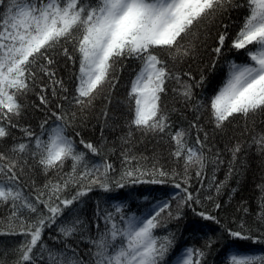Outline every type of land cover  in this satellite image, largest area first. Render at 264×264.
<instances>
[{
    "label": "snow or ice",
    "instance_id": "obj_1",
    "mask_svg": "<svg viewBox=\"0 0 264 264\" xmlns=\"http://www.w3.org/2000/svg\"><path fill=\"white\" fill-rule=\"evenodd\" d=\"M241 7L246 9V15L231 46L240 50L254 45L246 53L252 63L230 62L222 86L210 101L212 121L221 130L225 122L231 123L236 116L247 121L250 116L264 114V0H243V3L238 0H0V141L12 138L11 128H19L27 138L13 143L7 153L0 151V206L11 209L7 222L0 220V235L25 237L15 249L14 264H163L174 245V237L155 234V229L162 226V214L178 219L183 206L202 204L199 195L189 190L190 170L195 169L196 177L203 178L209 162L217 168L224 163L219 152L211 157L205 153L208 134L204 132L201 139L203 128L198 123L199 115L189 121L188 128L172 130L170 115L162 104L169 81L180 85L173 91L187 102L192 99L193 87H199L204 76L195 85L187 83L180 73L170 68V63L177 64L194 55L195 41L200 31L206 29V22L210 24L218 16ZM227 27L223 25L225 31L217 35V46L213 49L217 57L227 39ZM69 43L72 50L66 46ZM58 48L66 61L73 65L78 62L71 92L53 67L57 64ZM73 51L78 55H73ZM130 60L138 62L139 67L128 93L133 116L122 140L129 143L134 131L170 138L175 144L172 155L177 161L183 160L182 173L175 168L169 172L155 167L148 171L138 164L128 167L137 158L125 150L121 153L122 171L119 177H113L112 163L106 159L89 163L87 153L80 151L68 134L76 117L72 109L83 112L106 87L114 89L118 68L122 70ZM183 75L192 79L191 73ZM36 88L40 89V103L46 108L49 88L51 95L58 99V110H51L55 121L46 127L48 120L45 119L39 134L13 123V117L21 116L24 108L20 98ZM202 107L203 104H197L194 111L199 113ZM104 115L107 117L106 111ZM192 130H195L194 142H190ZM79 144L93 155L101 154V147L92 142L81 138ZM252 144L264 155V132L252 136L249 146ZM242 150L243 144L239 142L229 149L232 155L229 173L225 181L215 184L217 195L226 186ZM68 161L72 162L71 171L64 172ZM33 164L45 176L52 172L59 177L48 180L43 188L34 187V198L23 191L20 179ZM145 176L152 179L144 181ZM214 181L213 176L209 188ZM137 182L172 184L178 190L172 194L177 203L175 216L171 203L166 200L142 216L126 213L123 202L114 203L113 210L105 213L98 206L97 219H103L104 228L97 223L96 236L86 235L88 225L74 207L81 197L93 185L110 192ZM260 190L264 193V185ZM66 192L69 194L65 195ZM206 199L213 201L211 194ZM213 204L216 210L222 207L218 202ZM258 207L255 228L241 220L236 229L225 228L231 238L261 242L264 196ZM239 210L248 213L246 207ZM66 211L68 218L57 224ZM196 215L205 221L221 223L211 211H199ZM53 225H57L58 234L49 239L57 247L47 245L42 239L44 230ZM254 231H260V236H254ZM75 240H86L91 246L88 259L74 246ZM214 243L209 237L203 249H185L177 264H204L206 250ZM227 259L228 264H264V254L243 253L239 249Z\"/></svg>",
    "mask_w": 264,
    "mask_h": 264
},
{
    "label": "trees",
    "instance_id": "obj_2",
    "mask_svg": "<svg viewBox=\"0 0 264 264\" xmlns=\"http://www.w3.org/2000/svg\"><path fill=\"white\" fill-rule=\"evenodd\" d=\"M243 3V0H238ZM246 9H232L221 16H218L212 23L206 22V29L200 31L199 39L195 41L196 47L194 55L185 58L182 62L171 64L170 68L174 72L181 74V79L187 83L195 85L204 76V81L199 87H193L192 99L185 102L173 88H179L175 81H169L167 85V94L162 97V104L170 115L173 124V131L179 127L188 128L189 121H192L199 115L198 123L203 128L200 137L203 139L204 132H207L208 139L206 141L205 153L211 157L215 153H220V158L224 161L217 168L216 165L209 162L205 169L203 178H197L195 169L190 170V191L194 195H199L202 204H193L191 207L185 205L180 211L178 219L167 218L166 214H162V226L155 229L157 236L163 237L172 235L174 237V245L166 255L163 264H175L182 252L188 248L203 249L205 240L211 237L215 243L211 249H207V255L204 264H228V256L234 250L239 249L243 253L264 254V238L261 242L254 243L252 240H237L231 238L225 231V228L236 229L241 220L255 228L256 214L259 211V203L261 196L260 186L264 185V155L256 150V145L251 143L252 136L264 132V114H256L250 116L247 121L243 117L236 116L231 123L225 122L223 130L216 129L212 121L210 111V101L217 94L227 75L228 65L230 62L236 63H252L246 54L248 49L254 45H247L244 49L232 48V40L240 30ZM227 25V39L222 48V52L217 57L213 49L217 46L218 33L225 31L223 25ZM72 50V44L66 45ZM73 55H78L73 51ZM163 55V53H161ZM55 59L57 64L53 67L57 71V76L64 81L65 87L70 92L75 87L74 73L78 71V62L73 65L66 61L61 54L60 49L56 50ZM215 64V67H213ZM139 65L136 61H126L123 69L117 70L118 83L114 89L105 88V90L97 96L93 104L81 112L78 108L72 109L76 112L73 126L68 129V134L77 144L80 151L87 153L86 160L89 163H99L107 160L112 163L115 171L111 173L113 177H119L123 165V156L121 153L130 150V155L137 159L128 167L138 166L151 171L155 168H162L165 171H172L174 168L183 172V160L177 161L172 155L175 150L174 142L170 138H161L156 135H144L139 131H134L129 143H124L122 138L129 131L128 122L133 116L131 110L132 105L128 100L131 81L135 76V70ZM191 73L192 79L184 76L183 73ZM45 79H47L45 77ZM40 89L36 88L29 92L27 96L20 98V103L24 105L21 116L13 117V123H17L20 127L30 128L37 134L40 133L41 123L47 119L50 127L55 121V117L51 116V110L56 109L58 99L51 95V88L48 89L49 106L46 108L40 103ZM134 103V102H133ZM203 104L199 113L194 111V106ZM67 107V104H65ZM107 112V117L104 113ZM12 138L0 141V151H5L11 147L13 143L26 141L23 133L19 128H11ZM80 135L77 136L76 133ZM194 142L195 130H192ZM101 147L100 155H93L87 152L82 145L79 144L80 139ZM243 144V150L239 153L237 160L233 164V172L227 180L226 186L217 195L215 192V184L225 181L229 173V162L232 155L229 149L235 143ZM211 149V152L208 151ZM11 155V153H8ZM71 161L65 164L64 172L71 171ZM215 181L211 188L209 184ZM55 173H48L47 176L40 171L35 164L30 169H25V174L21 176L22 188L26 194H32L34 198L33 188H43L44 184L50 179H58ZM144 181H150L151 176L142 178ZM157 179H160L157 177ZM179 179V177L177 178ZM178 190L170 183H150L137 182L127 183L123 188H115L113 191L106 192L98 185H93L92 190L87 195L81 197L74 207L76 214L83 219L88 225V233L86 235L96 236L97 223L100 228H104L103 219H97V208L100 212L105 213L112 211L114 203L123 202L126 204L125 212L144 215L150 211L155 204L161 201H169L171 203V211L175 216L177 211L176 200L172 199V194ZM75 188L71 189L74 194ZM69 193L66 192L65 195ZM211 194L214 202L222 205L221 209H214L213 201H209L206 197ZM43 208V206H40ZM246 207L248 213L245 214L239 209ZM11 209L9 206H0V220L7 222ZM199 211H211L220 220V224L213 221H205L196 215ZM66 211L57 221L68 218ZM57 225L46 228L43 233V241L51 246L57 247L55 241L49 239L50 236H56ZM264 231V229H261ZM254 236L259 237L260 231H254ZM25 237L21 235H0V261L3 264H14L17 258L15 249L24 241ZM75 247H78L81 255L88 259L87 253L91 247L86 240L73 241Z\"/></svg>",
    "mask_w": 264,
    "mask_h": 264
},
{
    "label": "rangeland",
    "instance_id": "obj_3",
    "mask_svg": "<svg viewBox=\"0 0 264 264\" xmlns=\"http://www.w3.org/2000/svg\"><path fill=\"white\" fill-rule=\"evenodd\" d=\"M180 257H181V255H180ZM180 257H179V258H180ZM177 260H178V259H177ZM177 260H176L175 264H177Z\"/></svg>",
    "mask_w": 264,
    "mask_h": 264
}]
</instances>
